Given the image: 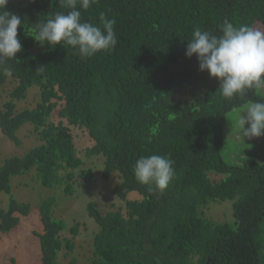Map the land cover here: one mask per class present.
<instances>
[{
    "label": "trees",
    "instance_id": "trees-1",
    "mask_svg": "<svg viewBox=\"0 0 264 264\" xmlns=\"http://www.w3.org/2000/svg\"><path fill=\"white\" fill-rule=\"evenodd\" d=\"M6 8L21 18L23 50L0 66V130L21 147L19 132L31 125L40 144L0 166V235L32 209L14 195L15 178L34 172L36 189H61L68 198L95 180L76 145L78 130L92 142L84 156L104 160L105 182L118 176L113 193L125 204V211L103 213L88 203L98 225L92 264H264V161L240 150L225 157L228 116L264 101V88L226 99L196 56L185 55L196 27L219 34L227 19L264 28V0H95L80 9L82 19H115L118 43L87 59L71 46H41L32 37L39 22L69 11L60 0H8ZM10 82L15 87L4 100ZM34 89L36 107L18 109ZM152 154L174 161L176 177L162 194L134 175L136 161ZM228 201L232 221L217 222L212 208ZM57 206L55 197L39 204L43 230L34 235L42 264H62L61 252L75 249L63 233L77 236L81 228L69 229Z\"/></svg>",
    "mask_w": 264,
    "mask_h": 264
},
{
    "label": "clouds",
    "instance_id": "clouds-1",
    "mask_svg": "<svg viewBox=\"0 0 264 264\" xmlns=\"http://www.w3.org/2000/svg\"><path fill=\"white\" fill-rule=\"evenodd\" d=\"M95 0H60L66 13L57 12L36 25L32 36L41 46H71L82 59L117 46L115 19L100 14V24L82 19L80 9L87 10ZM8 0H0V66L21 52L18 38L21 18L7 10ZM185 55L196 56L201 72L207 71L219 82L221 95L229 100H244L249 90L264 88V31L251 25H236L225 19L219 34L196 27L187 43ZM240 135L251 140L264 136V101L247 105L235 120ZM248 125V127H245ZM136 180L150 193H163L175 179L174 161L161 155L141 156L135 163Z\"/></svg>",
    "mask_w": 264,
    "mask_h": 264
},
{
    "label": "rangeland",
    "instance_id": "rangeland-1",
    "mask_svg": "<svg viewBox=\"0 0 264 264\" xmlns=\"http://www.w3.org/2000/svg\"><path fill=\"white\" fill-rule=\"evenodd\" d=\"M256 28L264 31L262 27ZM13 87H15V83L10 82L4 89L2 92L4 100H7L8 93L11 92ZM262 93L264 95V92ZM39 101V91L34 89L30 91L25 102L18 104V109L34 108ZM247 105L243 109L232 112L228 116L225 131L226 135H228L226 140L228 146L227 152L225 153L227 161H229L228 159L231 153L237 154L239 150L243 153L244 157H251L259 160V162L264 161V140H262L264 136L251 140L244 139L240 135V131L235 123L237 115L243 113ZM55 116L51 119L55 118L57 120V116ZM245 127H248V125H245ZM74 136L76 145L85 162L84 167L93 168L95 180L90 184H84L81 188H78L79 190L75 197L68 198L64 196L61 189L52 191L44 188L50 192H46L42 188L36 189L34 186L36 183L34 172L24 177L15 178L13 180L14 195L20 202L31 204L32 209L29 216L21 218L20 226L17 229L8 235H0V264H42L39 239L34 233H40L43 230L39 214V204L44 198H57L58 206L55 208V215L56 217L64 218L69 224V229L76 223H81L79 235L74 236L69 230L62 235L63 238L73 240L75 244V249L68 256L66 255V250L61 252L59 260L62 264H92V243L98 231V225L90 218L87 212L88 203H96L103 213L111 210L125 211L124 202L118 199L113 193V188L119 183L118 176L116 175L111 180L105 182L104 178L101 177L104 169V160L101 157L88 159L84 156V150L89 148L92 143L87 137V134L75 130ZM237 136L239 139H236ZM19 137L22 141L21 147L16 146L5 138L0 130V166L6 158L22 156L28 150L40 144L38 136L34 132V127L31 125H26L19 132ZM231 162H234V160H231ZM130 198H135V196H130ZM6 204L3 206L4 208L7 207ZM212 209L215 214L211 216L217 222L232 221L233 206L231 202H224L223 204L216 205ZM73 261L75 263H72Z\"/></svg>",
    "mask_w": 264,
    "mask_h": 264
}]
</instances>
